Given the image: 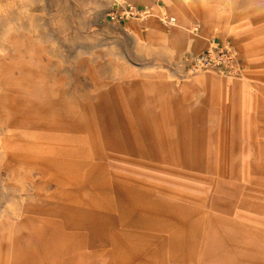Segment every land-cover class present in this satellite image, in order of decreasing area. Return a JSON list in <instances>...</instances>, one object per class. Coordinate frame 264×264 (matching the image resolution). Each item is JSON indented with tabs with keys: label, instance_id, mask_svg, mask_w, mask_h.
<instances>
[{
	"label": "rangeland",
	"instance_id": "374dc122",
	"mask_svg": "<svg viewBox=\"0 0 264 264\" xmlns=\"http://www.w3.org/2000/svg\"><path fill=\"white\" fill-rule=\"evenodd\" d=\"M160 1L0 0V264H52L56 230L63 251L82 246L78 264L110 257L116 239L130 264H264V0H209L218 25L200 0L170 2L174 14ZM127 2L194 44L149 41L144 18L113 20ZM196 24L209 39L192 36ZM227 37L246 70H188L187 57ZM192 77L212 94L247 83L243 108L232 115L224 97L207 116L203 92L193 108L171 96ZM30 228L33 244L14 242Z\"/></svg>",
	"mask_w": 264,
	"mask_h": 264
},
{
	"label": "crops",
	"instance_id": "0c3cea01",
	"mask_svg": "<svg viewBox=\"0 0 264 264\" xmlns=\"http://www.w3.org/2000/svg\"><path fill=\"white\" fill-rule=\"evenodd\" d=\"M134 1H139L140 3L146 2V0H134ZM172 1L176 2L177 0H161L159 4H162L166 7H168L169 12L174 14L172 6L170 4V2H172ZM189 5H190V7H188V9L184 12H185L186 16L189 17L190 21L188 23L190 24L194 21L196 16H195V11L192 8L191 4H189ZM199 5L202 9L203 18H204V22L206 25H218L220 22L224 23L226 21V20H224L223 15L220 14V12L217 10L216 4L214 3V1L210 2L209 0H200ZM135 6H137V5H135ZM177 6L180 7L178 3H177ZM235 8H237V7H235ZM230 14H231L230 17L233 16L234 20H237V22H242L241 19H243V17L241 16L242 14L240 12H235V13L231 12ZM159 18H160V16L156 11L149 12L148 15H146V17L144 18V22H145L144 24L148 28L147 29L148 32L146 33V37L149 41L154 40V39H159L162 42H164L166 45H168L172 48L180 47L183 43H186V40L189 43H191L192 45L194 44V42H193L194 38H188V37L186 38V30H184L182 32L181 31H173V30H171L170 32H167L164 29L163 25L161 26L159 24V21H160ZM202 30L199 33H192V36L198 40L209 39L210 37H207L205 34H203ZM218 39H220V38H218ZM221 39H224V38H221ZM225 39L230 40L239 49V51H240V64H241V67L244 70H246L247 67H249V63L244 62V49L240 46V43H241L240 40L235 41L229 37H227ZM206 46L204 48H206ZM213 77H214V79H216L215 82L217 83L218 82L217 76H213ZM228 82H229V80H228ZM237 82H238V85L235 86L234 90H231V87H229L227 85L226 88L224 89L223 93L222 92L219 93V89L216 88L214 93L212 94V93H208L209 80L194 79L193 77L187 78L184 80V82H182L179 85V90L177 92L178 94L175 96L174 95H171V96L174 98L176 97V98L180 99L182 102H185V99H188V103H190L189 108H193L194 106L191 107L192 106V104H191L192 100L195 99V96H197L198 94H201L203 92L204 99L200 100V106L198 107V109H199L198 112L201 114H206L207 116H208V114L221 113L222 109H224L226 107V104L224 106L221 100L224 99V97H227L228 104H229V106L227 108L229 109V111L231 112L232 115H235V113L239 111L238 109L243 108L242 107L243 103L240 102V100L242 99V96H245L248 93V87H247L248 84L245 82H239V81H237ZM226 91H228L229 93H226ZM243 91L244 92L247 91V93L245 95H243ZM168 93L172 94L173 91H171L169 89ZM215 99H217V100L214 101ZM23 236L27 242L33 244L32 228H30V230H28L27 234H25L24 232L21 233L20 231L18 232V229H16L14 242L20 241ZM53 238H54V242H56V244H58V242L60 243L61 252L58 254L57 257H55L51 260L52 264H66L67 263L65 261L66 256H70L73 259H75V262H73L72 264H78L77 262H81V263L83 262L84 263V259L86 258V255H85V253H83L81 251L82 246H80V244H75V246H73V248L70 251L69 250L63 251L62 250V249H64L63 246L65 247L66 243H67L66 238L59 236L57 233V230H56V232L54 231ZM112 245H114L111 248L112 255L110 257H108V256L101 254V256L99 258L100 260L98 261V263L99 264H110L111 263L110 260L115 258V259L119 260L118 261L119 264H130V261L132 259V253L129 250V248H127L126 245H124L123 243H121L117 239L115 240L114 244H112ZM154 258L157 261V263L161 262L163 260L162 255L159 252H156ZM93 259H95V258H93ZM93 263H95V261H93Z\"/></svg>",
	"mask_w": 264,
	"mask_h": 264
},
{
	"label": "built area",
	"instance_id": "2783aa9c",
	"mask_svg": "<svg viewBox=\"0 0 264 264\" xmlns=\"http://www.w3.org/2000/svg\"><path fill=\"white\" fill-rule=\"evenodd\" d=\"M146 10L138 8L134 4L116 3L114 9L109 13L113 20L128 18L143 19L146 17ZM162 21L168 25L176 23L174 16H165ZM201 25L196 24L192 32L199 33ZM186 65L191 73L204 69H216L229 74L239 75L241 73L240 51L228 39H216L211 41L201 52L187 57Z\"/></svg>",
	"mask_w": 264,
	"mask_h": 264
},
{
	"label": "bare ground",
	"instance_id": "6f19581e",
	"mask_svg": "<svg viewBox=\"0 0 264 264\" xmlns=\"http://www.w3.org/2000/svg\"><path fill=\"white\" fill-rule=\"evenodd\" d=\"M182 32V31H181Z\"/></svg>",
	"mask_w": 264,
	"mask_h": 264
}]
</instances>
